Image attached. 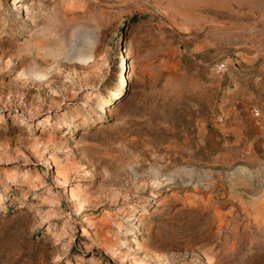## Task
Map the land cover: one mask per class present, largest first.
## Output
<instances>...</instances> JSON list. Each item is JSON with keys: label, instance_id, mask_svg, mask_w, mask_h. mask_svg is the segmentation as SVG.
<instances>
[{"label": "rangeland", "instance_id": "1", "mask_svg": "<svg viewBox=\"0 0 264 264\" xmlns=\"http://www.w3.org/2000/svg\"><path fill=\"white\" fill-rule=\"evenodd\" d=\"M0 264H264V0H0Z\"/></svg>", "mask_w": 264, "mask_h": 264}]
</instances>
